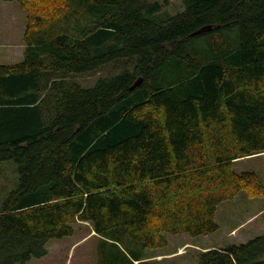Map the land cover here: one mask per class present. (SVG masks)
Segmentation results:
<instances>
[{
    "label": "trees",
    "instance_id": "trees-1",
    "mask_svg": "<svg viewBox=\"0 0 264 264\" xmlns=\"http://www.w3.org/2000/svg\"><path fill=\"white\" fill-rule=\"evenodd\" d=\"M16 1L23 56L0 64V160L17 165L0 203V264L45 255L75 221L115 245L106 263L151 264L138 247L211 233L220 202L263 193L233 161L264 152V0H182L176 12L71 0L60 25L45 5L55 0ZM108 63L119 70L91 86L71 79ZM123 233L136 247H118ZM195 261L264 264V232Z\"/></svg>",
    "mask_w": 264,
    "mask_h": 264
},
{
    "label": "rangeland",
    "instance_id": "rangeland-1",
    "mask_svg": "<svg viewBox=\"0 0 264 264\" xmlns=\"http://www.w3.org/2000/svg\"><path fill=\"white\" fill-rule=\"evenodd\" d=\"M65 1L68 6L67 9L64 0H55V2L45 4L52 12V19H50L52 23L60 25L62 23L60 18L62 13L65 11L70 12L72 1ZM157 1L161 4L162 10L168 12H176L182 8V0ZM43 13H45L44 17L47 22L49 13L47 10H44ZM57 13L58 15L55 16ZM25 14L26 11L16 0L1 2L0 64L21 60L19 47L22 48L21 31H23V24L26 20ZM78 14L79 11L76 12V15ZM80 19L83 20L82 17ZM16 48L17 50H15ZM119 68L120 65L108 63L95 71L72 75L71 79L84 87H88L93 85L100 76L114 73ZM16 168L17 165L13 160H0V203L8 189L12 188L17 182ZM233 169L236 172L254 171L264 189V152L234 160ZM2 185L4 186L2 187ZM215 220L218 223V228L208 234L191 236L187 233L171 234L164 232L163 235L166 239L164 246L157 248L141 246L137 248L144 257L141 261H150L151 264H196L195 255L202 248H205L203 247L205 244L225 248L230 244L245 242L249 238L263 233L264 190L260 195H248L246 191L241 190L232 199L220 202L216 208ZM72 227V235L58 239H48L45 243L47 253L38 258H31L23 264H108V262H105V258H108L113 251L111 248L114 244L110 241L102 242L101 237L95 234L91 223L87 221H75ZM118 239L120 242L118 247L123 250V246L127 249L128 243L132 247H136L133 240L127 238L125 233L121 234ZM196 244L199 245V248H196ZM156 256L158 257L156 258ZM124 262L129 264L125 260Z\"/></svg>",
    "mask_w": 264,
    "mask_h": 264
},
{
    "label": "crops",
    "instance_id": "crops-1",
    "mask_svg": "<svg viewBox=\"0 0 264 264\" xmlns=\"http://www.w3.org/2000/svg\"><path fill=\"white\" fill-rule=\"evenodd\" d=\"M1 2H4V1H0V5H1ZM4 16H5V13H4ZM25 26H26V20H25V22H24V24H23V31H21V33H22V40H23V33H24V29H25ZM9 44V43H8ZM0 45H1V41H0ZM3 45H4V43H3ZM21 46V45H20ZM24 47H25V44H24V41H22V48L21 47H19V49H20V52H21V54H20V59H22V56H23V50H24ZM15 50H17V48L15 49ZM15 53H16V51H15ZM18 55V54H17ZM4 185H2V187H3ZM217 245H211V244H205L203 247H205V248H202L201 250H204V249H206V248H212V247H216ZM196 248H199V245H197L196 244ZM195 248V249H196ZM158 256H156V258H157ZM161 258V257H160ZM164 258V257H163ZM156 260H160V259H156ZM139 261H135L134 263L135 264H137Z\"/></svg>",
    "mask_w": 264,
    "mask_h": 264
},
{
    "label": "water",
    "instance_id": "water-1",
    "mask_svg": "<svg viewBox=\"0 0 264 264\" xmlns=\"http://www.w3.org/2000/svg\"><path fill=\"white\" fill-rule=\"evenodd\" d=\"M209 29H211L209 26L201 27V28H199L198 30L194 31V32L192 33V35H198V34H200L201 32H204V31L209 30ZM140 81H141L140 77L137 78V79L134 81V83L131 85L130 88H133V87H135L136 85H138Z\"/></svg>",
    "mask_w": 264,
    "mask_h": 264
}]
</instances>
